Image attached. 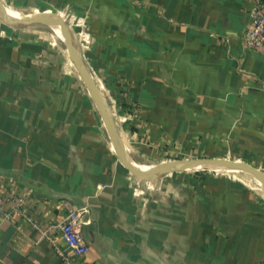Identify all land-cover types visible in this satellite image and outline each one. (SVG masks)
I'll list each match as a JSON object with an SVG mask.
<instances>
[{
	"label": "crops",
	"instance_id": "0c3cea01",
	"mask_svg": "<svg viewBox=\"0 0 264 264\" xmlns=\"http://www.w3.org/2000/svg\"><path fill=\"white\" fill-rule=\"evenodd\" d=\"M0 2L63 19L137 165L216 157L264 174V52L242 42L256 0ZM16 205L27 217L4 216ZM69 212L88 245L77 264H264L260 183L132 174L58 33L0 19V264H63L60 232L42 230Z\"/></svg>",
	"mask_w": 264,
	"mask_h": 264
},
{
	"label": "water",
	"instance_id": "95a60500",
	"mask_svg": "<svg viewBox=\"0 0 264 264\" xmlns=\"http://www.w3.org/2000/svg\"><path fill=\"white\" fill-rule=\"evenodd\" d=\"M0 19L8 25H30V24H42L50 26L55 32H57L64 45L66 47L69 58L72 60L76 68L78 69L85 85L92 96L99 113L104 121L106 129L111 136V139L115 145L116 153L120 161L124 166L134 175L150 178L159 174L183 171L187 169H193L197 167H223L227 169H235L237 171L251 174L264 187V174L257 168L248 165L244 162L230 160L225 158L216 157H201V158H178L153 164L145 170L138 168V165L134 163L128 156L125 150L123 140L119 136L111 114L107 105L105 104L97 86L93 80V77L86 67L79 51L75 47L71 34L67 25L63 19L54 12H35V13H23V16H13L8 13L6 7L0 2Z\"/></svg>",
	"mask_w": 264,
	"mask_h": 264
},
{
	"label": "built area",
	"instance_id": "2783aa9c",
	"mask_svg": "<svg viewBox=\"0 0 264 264\" xmlns=\"http://www.w3.org/2000/svg\"><path fill=\"white\" fill-rule=\"evenodd\" d=\"M242 42L243 46L246 48L264 52V4L259 0H256L255 6L251 12L250 24L244 30ZM12 214H22L27 217L19 205H16L12 212H6L4 216L10 218ZM77 221L78 214L76 212H69L60 223L49 225V227L44 230L38 227L44 233L51 229H56L60 232L64 245L71 251V253L68 254L58 245H54L55 251L63 264H77L75 259L85 254L88 250L85 239L76 229ZM34 226L37 227L35 224Z\"/></svg>",
	"mask_w": 264,
	"mask_h": 264
},
{
	"label": "rangeland",
	"instance_id": "374dc122",
	"mask_svg": "<svg viewBox=\"0 0 264 264\" xmlns=\"http://www.w3.org/2000/svg\"><path fill=\"white\" fill-rule=\"evenodd\" d=\"M19 16H23V15H19ZM30 25H37V24H30ZM196 158H201V157H196ZM204 170H218V171H226V172H234V173L244 174V176H248V178L255 180L256 182L260 183L259 180L256 179L251 174L241 172V171H234L232 169L230 170V169L223 168V167H197V168H193V169H187L186 171H204Z\"/></svg>",
	"mask_w": 264,
	"mask_h": 264
},
{
	"label": "bare ground",
	"instance_id": "6f19581e",
	"mask_svg": "<svg viewBox=\"0 0 264 264\" xmlns=\"http://www.w3.org/2000/svg\"><path fill=\"white\" fill-rule=\"evenodd\" d=\"M7 9V11H8V13L9 14H11V15H13V16H19V15H23V13L22 12H20V10L19 11H17V10H15V9H12V8H6ZM59 35V34H58ZM60 36V35H59ZM61 38V37H60ZM61 40H62V38H61ZM149 166H144V165H140V164H138V168H140L141 170H145V169H147ZM231 170V169H230ZM232 170H235V169H232ZM261 184V183H260ZM262 185V184H261Z\"/></svg>",
	"mask_w": 264,
	"mask_h": 264
},
{
	"label": "trees",
	"instance_id": "16d2710c",
	"mask_svg": "<svg viewBox=\"0 0 264 264\" xmlns=\"http://www.w3.org/2000/svg\"><path fill=\"white\" fill-rule=\"evenodd\" d=\"M259 1L264 4V0H259Z\"/></svg>",
	"mask_w": 264,
	"mask_h": 264
}]
</instances>
